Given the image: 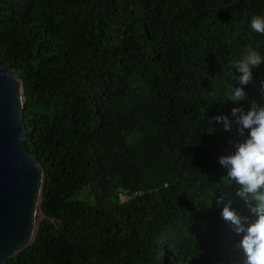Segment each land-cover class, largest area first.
<instances>
[{
    "label": "trees",
    "instance_id": "1",
    "mask_svg": "<svg viewBox=\"0 0 264 264\" xmlns=\"http://www.w3.org/2000/svg\"><path fill=\"white\" fill-rule=\"evenodd\" d=\"M254 15L264 0H0V65L23 82L54 222L5 264H242L218 198L256 217L218 161L241 139L232 109L264 106V63L228 95L234 62L264 56Z\"/></svg>",
    "mask_w": 264,
    "mask_h": 264
},
{
    "label": "water",
    "instance_id": "2",
    "mask_svg": "<svg viewBox=\"0 0 264 264\" xmlns=\"http://www.w3.org/2000/svg\"><path fill=\"white\" fill-rule=\"evenodd\" d=\"M24 86L14 69L0 65V264L30 247L40 223L45 171L25 147Z\"/></svg>",
    "mask_w": 264,
    "mask_h": 264
},
{
    "label": "clouds",
    "instance_id": "3",
    "mask_svg": "<svg viewBox=\"0 0 264 264\" xmlns=\"http://www.w3.org/2000/svg\"><path fill=\"white\" fill-rule=\"evenodd\" d=\"M250 28L264 35V16H252ZM262 63L264 56L251 48L246 50L242 59L234 62V69L240 74L237 80L241 87L228 89L231 102L246 98L243 86L253 82V69ZM261 94L264 96V82H261ZM232 115L236 117L235 124L241 139L234 143V151L221 156L218 163L227 170L223 182L235 181L239 185L236 196L244 201L256 219L249 223L247 218L231 209V200L225 202L223 196L217 202L224 203L222 218L231 224L235 233L243 234L238 245L243 253L242 264H264V106L252 102L246 113L241 108H233ZM214 119L217 123L223 122L226 131L230 130L226 117Z\"/></svg>",
    "mask_w": 264,
    "mask_h": 264
}]
</instances>
